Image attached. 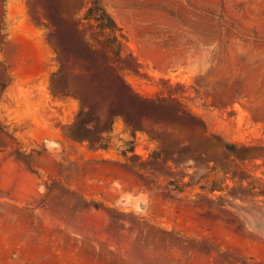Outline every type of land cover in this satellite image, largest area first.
Segmentation results:
<instances>
[{"label": "rangeland", "instance_id": "rangeland-1", "mask_svg": "<svg viewBox=\"0 0 264 264\" xmlns=\"http://www.w3.org/2000/svg\"><path fill=\"white\" fill-rule=\"evenodd\" d=\"M92 1L0 0V264H264V0H99L117 41Z\"/></svg>", "mask_w": 264, "mask_h": 264}, {"label": "crops", "instance_id": "crops-1", "mask_svg": "<svg viewBox=\"0 0 264 264\" xmlns=\"http://www.w3.org/2000/svg\"><path fill=\"white\" fill-rule=\"evenodd\" d=\"M31 38L32 50L15 71L11 84L12 90L4 104L9 115L13 114L16 121L26 124V132L29 136L43 138L51 131L45 112V95L42 92L46 86L48 74L51 72L53 60L44 36L35 32ZM20 88L31 92L26 109L23 108V102L26 99L20 96L18 91ZM12 105L15 107L12 108ZM25 112H31V114L25 115Z\"/></svg>", "mask_w": 264, "mask_h": 264}, {"label": "trees", "instance_id": "trees-1", "mask_svg": "<svg viewBox=\"0 0 264 264\" xmlns=\"http://www.w3.org/2000/svg\"><path fill=\"white\" fill-rule=\"evenodd\" d=\"M101 11V14H95V11ZM93 19L98 23V27L101 33L110 32L114 41H117V33L123 35L121 28L116 21L100 6L99 0H93L92 6H90L84 14L83 20ZM115 57H119V53H115ZM132 96L138 97L137 94L132 92ZM118 115V114H115ZM124 119V118H123ZM126 126L130 127L131 122L125 120Z\"/></svg>", "mask_w": 264, "mask_h": 264}]
</instances>
